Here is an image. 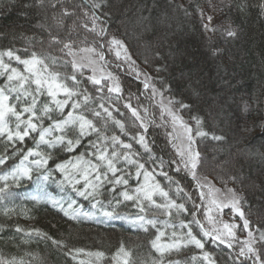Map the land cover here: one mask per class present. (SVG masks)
Returning <instances> with one entry per match:
<instances>
[{"label": "trees", "instance_id": "trees-1", "mask_svg": "<svg viewBox=\"0 0 264 264\" xmlns=\"http://www.w3.org/2000/svg\"><path fill=\"white\" fill-rule=\"evenodd\" d=\"M262 2L264 0H0V51L12 49L22 57L31 51L61 55L56 51L59 46L50 47L49 33L62 40L70 39L81 47L90 45L97 38L83 24L90 26L91 14L95 12L109 34L123 41L137 70L141 71L139 79L128 67L119 74L123 98L118 106L124 115L117 112L113 115L126 122L129 132H135L137 128L132 124L135 118L124 108V103L130 102L142 115L144 109H148L149 119L155 121L148 131L152 152L167 162L175 158L166 135L171 127L160 119L151 89L144 90L145 74L152 78L151 84L156 88L167 89L165 97L190 105L179 111L188 124L194 125L192 117L198 116L206 131L224 137L221 141L197 138L196 147L202 160L198 174L236 190L242 198L241 207L250 221V229L258 238L256 230H264V15L259 8ZM95 3H100L101 7L94 9ZM238 5L244 6L243 12ZM64 10L70 15L64 16ZM208 16L212 17L211 26L215 31H205L203 27ZM229 27L237 32L236 37H227L225 30ZM87 87L92 89L90 84ZM173 106L179 109L178 103ZM113 133L132 142L133 149L147 160L148 154L139 144L129 141L109 123L108 135ZM32 145L33 141L28 139L22 147ZM84 150L82 146L77 153L57 152L49 166L72 159ZM4 151L5 145L0 142V155ZM19 159L13 156L7 165L0 166V175L8 172ZM147 166L154 167L150 162ZM166 170L192 197L188 200L181 193L182 198H177L173 187L170 195L177 198L178 203H185L189 210L193 209L192 201L201 203L190 176L172 168ZM54 175L56 180L61 178L58 173ZM156 179L162 187L168 188L163 176L157 175ZM3 183L0 181V187ZM38 183H43L53 196L74 201L76 207L93 209L91 204L95 201L91 198L85 199L70 188L58 187V183L51 180L37 181L35 174L32 180L24 179L19 185L9 179L7 193L0 194V256L22 258L28 264H80L81 260L85 264H114L111 257L123 245L131 253L128 264H151L156 258L150 245L156 229L149 226L145 232L121 220L98 222L80 216L70 218L48 201H39L30 195ZM136 185L137 181L130 179L129 186ZM112 187L106 183L101 189L98 198L105 205L109 201L115 203L114 197L122 200L119 193L123 186H117L115 192L111 191ZM203 211L201 208L197 217L204 222ZM116 212L120 217L135 218L138 208L134 201H124ZM159 219L167 217L159 216ZM192 219L190 214L181 213L179 217L174 215L173 222L178 225L181 220ZM17 226L23 231L17 232ZM191 227L193 233L202 238L199 227L195 224ZM34 229L63 241L67 247L61 248L47 238L36 236ZM172 230L168 229L169 234ZM28 232L33 234L28 236ZM260 246L255 244L257 248ZM69 249L84 251L73 260L65 254ZM205 250L212 254L216 264H233L238 246L228 249L218 242L205 241ZM97 251L104 252L105 259L96 261L87 255ZM200 251L189 245L166 256L165 264L168 260L202 264L191 261ZM245 264L252 262L245 261Z\"/></svg>", "mask_w": 264, "mask_h": 264}, {"label": "snow or ice", "instance_id": "snow-or-ice-1", "mask_svg": "<svg viewBox=\"0 0 264 264\" xmlns=\"http://www.w3.org/2000/svg\"><path fill=\"white\" fill-rule=\"evenodd\" d=\"M100 7V3L93 4L94 9ZM238 7L241 12L244 11L243 5ZM259 8L261 15H264V2L259 4ZM63 15L68 16L70 13L64 10ZM201 18H204L202 10ZM207 21L203 24L205 31H215L211 26L212 17L208 16ZM83 27L97 38L92 44L83 47L70 39L62 40L49 33L50 47L59 46L56 51L61 55L58 56L31 51L22 57L12 49L0 51V142L5 145L4 153L0 155V166L7 165L13 156L20 157L18 164L0 175V181L4 182L0 187V194L7 193L9 178L19 185L24 179L32 180L34 174L37 181L51 180L61 188H70L77 195L94 200L91 207L108 219H130L134 226L145 232L149 230V226L156 229L150 240L151 248L156 253V258L151 264H165L166 256L173 252L178 253L189 245L201 250L199 256L191 257V261L216 264L212 254L205 250V241L218 242L228 249H234L238 245L233 264H245V261L264 264V230H256L259 232L257 238L250 229V221L241 207L242 198L237 195L235 189L226 188V191H221L201 181L198 175L202 160L196 147L197 138L210 137L214 141H221L224 137L206 131L202 126L203 120L198 116L192 117L194 125L184 121L179 111L191 106L174 99H168L165 103L164 92L167 89L162 91L156 88L151 84L152 78L145 74L142 81L144 90L151 89L152 98L157 95L160 97V119L171 127V131L166 135L175 153V158L167 162L162 157H156L148 140L149 125L155 123L149 119L148 109H144L142 115L130 102L124 103V108L135 118L132 121L133 126L137 128L135 132H129L126 122L113 115L114 112L124 115L118 106L123 98L122 86L119 77L108 70L112 61L106 59L104 50L114 54L117 61L128 63L139 79L141 73L132 67L135 61L123 41L109 34L104 22L95 12L91 14L90 26L85 23ZM225 31L227 37L237 36V32L231 27ZM88 84L92 89L87 87ZM42 97L48 99L43 100ZM176 103L179 104V109L173 110L172 105ZM165 117L168 119L164 120ZM109 123L118 128L122 135L127 136L129 141L139 144L148 154L147 160L133 149L132 142L122 140L120 135L115 133L108 135ZM28 139L33 141V145L22 147ZM82 146L85 150L72 159L55 163L54 167L49 166V161L57 152L77 153ZM149 162L154 167H148ZM166 168L190 176L196 184L201 203L192 201V210H189L185 203H178L177 198H182L181 193L188 200H192V197L180 186L179 181L169 175ZM54 173H58L61 178L56 180ZM157 175L168 181L167 189L161 186L160 181L156 179ZM130 179L137 181L135 187L129 186ZM232 179L235 180V177ZM106 183L113 185V192L117 186H123L119 193L122 200L114 197L115 203L109 201L108 205H105L98 198ZM173 187L177 198L170 195ZM156 197H159V200ZM124 201H134V206L138 208L135 218L117 215L116 209ZM73 204L74 201L68 202L65 209L63 203L53 200V206L59 207L70 218L93 215L91 212L82 213L74 208ZM201 208L204 209L203 216L208 226L197 217ZM226 208L231 209L243 221L241 230L247 233L245 238L241 239L237 235L236 230L240 225L219 219V214ZM213 212L217 215L213 216ZM181 213L190 214L193 219L189 222L181 220L177 225L173 222V217H179ZM159 216L167 219L161 220ZM192 224L199 227L202 238L193 233ZM177 227L187 231L177 232ZM168 229H173L170 234ZM16 231L21 232L23 229L17 226ZM33 232L36 236L51 240L53 245L67 247L63 241L53 239L39 229H34ZM33 232L26 235L31 236ZM257 243L261 245L260 248L255 247ZM83 251L69 249L65 254L76 260ZM87 255L94 257L96 261L105 259V253L102 251L88 252ZM130 256L131 253L121 245L111 260L114 264H128ZM0 264L28 262L22 258L9 259L0 256ZM80 264L85 262L81 260ZM167 264L181 262L168 260Z\"/></svg>", "mask_w": 264, "mask_h": 264}, {"label": "rangeland", "instance_id": "rangeland-1", "mask_svg": "<svg viewBox=\"0 0 264 264\" xmlns=\"http://www.w3.org/2000/svg\"><path fill=\"white\" fill-rule=\"evenodd\" d=\"M105 51V53H106V59L107 60H109V61H112V63L109 65V68H108V70L109 71H112L115 75H117L118 77H120V73H124L125 71H127L126 70V67H128L129 68V70H131V72L132 73H135L134 71H132V68L129 66V64L128 63H124L123 61H117L116 59H115V56H114V54H109L108 52H107V49H105L104 50ZM132 58V57H131ZM132 60H133V58H132ZM13 64H15V62L13 61ZM135 65V64H134ZM136 66V65H135ZM135 66H132V67H134L135 68ZM20 67H23V66H20ZM131 68V69H130ZM135 69H138L137 68V66H136V68ZM140 73H141V71L140 70H138ZM119 81H120V79H119ZM155 100H156V103H157V105H158V103H159V100H160V97L157 95L156 97H155ZM167 100H168V98L167 97H165V103H167ZM172 108H173V110H176L175 108H174V106L172 105ZM160 110V109H159ZM159 114H160V112H159ZM180 115V114H179ZM181 116V115H180ZM164 119H168V117H165ZM184 119V118H183ZM184 121H186L185 119H184ZM19 163V162H18ZM18 163H16V164H18ZM15 165V164H14ZM13 165V166H14ZM12 166V167H13ZM11 167V168H12ZM11 170V169H10ZM9 170V171H10ZM199 175V174H198ZM199 177H200V179H201V181H203L204 183H206V184H210V185H212V186H214L215 188H217V189H220L221 191H226V188H230V187H222V186H220V185H218L215 181H213L211 178H206V177H204V176H202V175H199ZM9 179H11V178H9ZM58 187H60L59 185H58ZM46 187H45V185L43 184V183H38V184H35L34 186H33V189H32V193L30 194V195H32V196H35L36 198H37V200H39V201H48L50 204H52L53 205V200H56V201H60L61 203H63V206H64V208L65 209H67V204H68V202L70 201L69 199H67V198H65V197H60V196H53L52 194H50V193H48L47 191H46ZM205 191H207V188H205L204 189ZM29 195V196H30ZM55 207V206H54ZM73 207L74 208H76V209H79L82 213H85V212H91V213H93V215L91 216V217H86V216H84V215H80V217H85V218H87V219H92V220H94V221H98V222H112V221H119V220H121V221H123V222H125V223H127V224H129L130 226H134L131 222H130V219H123V218H116V219H108V218H106V217H104L103 215H101L100 214V212H98L97 210H95V209H89V208H87V207H83V206H74L73 205ZM57 208H59V207H57ZM60 209V208H59ZM213 214V216H216L217 214L215 213V212H213L212 213ZM120 217V216H119ZM203 218H204V216H203ZM219 219L220 220H222V221H224V222H227V223H236V224H238V225H240L241 227L240 228H238L236 231H237V235L241 238V239H243V238H245L246 237V235H247V233L246 232H243L241 229H242V225H243V221H241L240 220V218H239V216L238 215H236V214H234L233 212H232V210L231 209H228V208H226V209H224L223 210V212L222 213H220L219 214ZM204 223H205V225L206 226H208L207 225V221L205 220V218H204ZM179 225V224H178ZM135 227H138V226H135ZM175 230H177V232H181L182 230L179 228V227H177ZM184 230V229H183ZM186 231H187V229H186ZM238 246V245H237Z\"/></svg>", "mask_w": 264, "mask_h": 264}, {"label": "bare ground", "instance_id": "bare-ground-1", "mask_svg": "<svg viewBox=\"0 0 264 264\" xmlns=\"http://www.w3.org/2000/svg\"><path fill=\"white\" fill-rule=\"evenodd\" d=\"M62 211V210H61Z\"/></svg>", "mask_w": 264, "mask_h": 264}]
</instances>
